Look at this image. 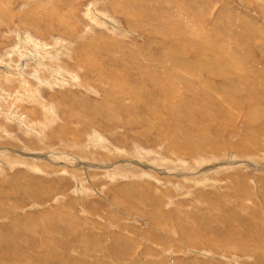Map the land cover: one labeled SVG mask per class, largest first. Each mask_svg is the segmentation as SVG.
<instances>
[{"label":"rangeland","instance_id":"obj_1","mask_svg":"<svg viewBox=\"0 0 264 264\" xmlns=\"http://www.w3.org/2000/svg\"><path fill=\"white\" fill-rule=\"evenodd\" d=\"M0 264H264V0H0Z\"/></svg>","mask_w":264,"mask_h":264},{"label":"bare ground","instance_id":"obj_2","mask_svg":"<svg viewBox=\"0 0 264 264\" xmlns=\"http://www.w3.org/2000/svg\"><path fill=\"white\" fill-rule=\"evenodd\" d=\"M94 12V11H93ZM164 35V34H163ZM145 108V107H144ZM139 109V108H138ZM113 108L111 106H109V112H113ZM116 112V111H115ZM138 112V111H137ZM136 113V112H135ZM117 114V113H116ZM112 116H114V113H112ZM100 125V124H99ZM36 183V182H35ZM51 185V184H50Z\"/></svg>","mask_w":264,"mask_h":264}]
</instances>
